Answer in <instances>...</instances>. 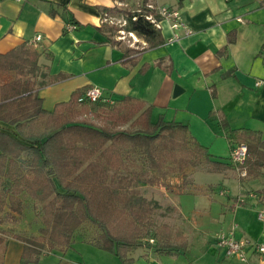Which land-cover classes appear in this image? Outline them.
<instances>
[{
    "label": "crops",
    "instance_id": "0c3cea01",
    "mask_svg": "<svg viewBox=\"0 0 264 264\" xmlns=\"http://www.w3.org/2000/svg\"><path fill=\"white\" fill-rule=\"evenodd\" d=\"M130 1L140 4V0ZM149 3L157 9L169 7L177 12L191 34L174 30L180 40L170 41L171 24L163 21L165 42L161 45L151 46L136 34L134 39L133 32L132 40L118 36L112 28L113 20L120 16L126 20L125 15L102 8L127 10L128 0H0V54L27 43L41 54L36 76L43 85H38L37 91L47 111L69 101L78 89L98 86L110 101L131 98L143 102L145 109L152 106L153 122L163 116L166 121L188 126L192 137L213 158L230 156L233 130L250 129L264 134V85L256 86L257 81H264V0ZM103 25V31L97 29ZM233 30L237 32L236 42L229 45L226 55L220 54ZM38 35L42 39L31 44ZM145 64L149 68L142 71ZM171 64L172 70L168 71ZM176 87L180 88L177 94ZM214 90L216 97L212 96ZM0 126L6 128L4 123ZM250 185L261 191L264 180L253 179ZM247 188L240 187L239 194ZM178 196H190L195 201L197 198L194 191L175 197ZM246 198L239 203L227 200L224 215H218V219L227 224L226 230L235 228L237 237L247 235L264 243V220L257 216L264 205L255 198ZM179 204L186 207L184 201ZM241 207L253 208L256 215L241 217ZM189 216H195V222L199 219L196 214ZM186 218L182 222H190ZM195 235L196 240L189 242L184 253L161 255L153 249L139 248L131 253L132 264H264V254L251 250L248 261L242 262L218 252L211 238L199 244ZM5 242L4 264H123L115 255L80 236L69 248L44 251L38 263H22V240L8 236Z\"/></svg>",
    "mask_w": 264,
    "mask_h": 264
},
{
    "label": "trees",
    "instance_id": "16d2710c",
    "mask_svg": "<svg viewBox=\"0 0 264 264\" xmlns=\"http://www.w3.org/2000/svg\"><path fill=\"white\" fill-rule=\"evenodd\" d=\"M102 10L124 14L126 29L151 46L165 42L161 30L148 18L162 20L149 7V0H142L137 11ZM104 26L97 29L103 31ZM236 40L233 30L219 53L226 55ZM40 56L28 43L0 54V123L6 125L0 126V177L12 189L5 197L0 188V211L8 207L11 212L6 214V222H16L26 208L21 194L42 205L38 212L41 234L17 237L25 242L22 263H38L44 251L69 248L78 236L123 264H132L131 253L139 248L161 255L187 251L186 242L172 243L182 240V233L174 235L168 225L156 228L153 215L159 203L136 189L138 184L153 181L146 173L141 180L129 168L130 153H141L155 170L171 163L172 172H177L205 162L213 173L239 167L249 176L264 175V134L259 131H231V151L237 144L248 147L247 159L238 164L231 156L213 158L182 123L166 121L163 116L153 122V107L145 109L143 102L131 98L89 102L82 100L87 88L78 89L69 101L58 103L53 111L45 110L37 91L43 83L34 76ZM28 66L32 74L25 77L22 73ZM148 68L145 64L141 70ZM212 96L216 97L215 90ZM87 223L96 228L91 239L78 233Z\"/></svg>",
    "mask_w": 264,
    "mask_h": 264
},
{
    "label": "rangeland",
    "instance_id": "374dc122",
    "mask_svg": "<svg viewBox=\"0 0 264 264\" xmlns=\"http://www.w3.org/2000/svg\"><path fill=\"white\" fill-rule=\"evenodd\" d=\"M128 4L129 7L127 8V11H137L138 8L142 7V0H140V4H135L128 0ZM155 10L158 12L156 7ZM123 17L120 16V19L117 18L113 20V25H115L117 29V35L125 37L126 40L135 39L136 36L134 34L136 33H132L133 38L130 36V31L126 29L128 23L123 19ZM175 21H180V18H172L170 23ZM159 29L162 32L163 28ZM173 35L170 37V41L174 40ZM22 74L25 77H30L32 74L30 67H26ZM34 76L37 78L36 71ZM130 157H132V159L129 157L128 159L131 160L130 162L132 164L129 165V168L137 172L141 180L144 179L142 175L146 173V177L153 181L152 184H138L136 189L142 196L159 203L160 207L155 210L153 215L156 228H160L162 225H168L174 235L177 232L182 233L184 238L182 240L174 239L172 243L173 245L178 246L186 242L188 245L187 251L190 243L192 242L191 240H196L195 234L197 233V237L200 241L199 244L211 238L216 250L223 253V251L219 250L217 246L218 237L222 234L235 230V228L230 231L226 230L227 224L218 219V215H224V204L227 200H235L239 203L241 200L247 201L246 197H251L255 198L257 201L263 203L262 205H264V193L262 192L264 189L259 191L260 189L251 188L250 185L253 179L264 180L263 174L259 176H249L247 174L245 176L239 167H232L226 171H222L221 173H213L210 172L209 166L206 165L205 162L187 167L184 170L177 172H172L173 164L171 163L165 165L161 170H155L149 167L148 162L141 153H130ZM220 157L227 158L226 156L221 155ZM195 179L198 180V183L197 181L195 182ZM246 186H248L247 191L239 194V188H246ZM0 188L2 189L5 197H8L12 192V189L7 187L5 179L2 177H0ZM189 191H194L197 194L196 201L190 196L175 197L177 195L189 194ZM232 195L235 197H232ZM19 198H22V201L25 203L26 208L24 212H26H23V214L18 217L19 219L16 222H6V214L11 212L8 207H5L3 211H0V262L3 258L6 245L5 241L8 236L38 237L41 234L40 228L42 225L40 222V214L38 215L37 210L40 211L42 205L30 200L25 194L19 195ZM179 201H184L186 203V207H184V209L182 208V205L179 204ZM169 208L170 210H168ZM251 209L252 210L242 208L240 216L251 217L256 215L253 208ZM263 209L264 206H261L257 212V216L260 220H264L260 218V213ZM190 214L199 215V219L195 222L196 217H191L189 216ZM186 215L187 218L184 217ZM213 215H216V218H214ZM188 216L191 218V221L188 219ZM185 218L190 222H182ZM238 219L240 220L239 216ZM255 220L256 219L253 221ZM242 225L243 223H241V226ZM29 231L32 232L29 233ZM94 231H96V228L90 223H87L78 231V233L85 238L88 237L91 239L96 235ZM245 237L248 236L246 235ZM250 239L255 241L254 238L250 237ZM176 253L181 254L184 252L177 251ZM176 253L174 252V254Z\"/></svg>",
    "mask_w": 264,
    "mask_h": 264
},
{
    "label": "built area",
    "instance_id": "2783aa9c",
    "mask_svg": "<svg viewBox=\"0 0 264 264\" xmlns=\"http://www.w3.org/2000/svg\"><path fill=\"white\" fill-rule=\"evenodd\" d=\"M149 7L155 9V7L149 3ZM158 14L162 17L161 21H157L152 16L148 17L152 22L156 24L158 28H163V21H168L170 23L172 18H178L179 14L175 11H172L169 7H162L158 9ZM173 34L174 30H185L186 35H190L191 31L187 28L186 24L180 20L170 23ZM75 27V26H73ZM173 38L175 41H179V35L174 34ZM42 37L40 35L36 36L35 39L31 42V44L35 45L38 43ZM264 85V81H257L256 86ZM82 100H86L89 102H99L106 101L112 102L106 98L104 95V91L98 86L88 87L85 94L82 97ZM248 156V147L246 144H237L233 147L231 151V157L235 163L243 164ZM245 176L247 175L246 171L242 172ZM260 218L264 219V209L260 213ZM217 246L220 250H222L225 255L229 258H237L242 262H247L249 259V253L251 250L257 253L264 254V244H260L257 241H253L248 237L242 236L237 237L235 231H231L229 233L222 234L217 239Z\"/></svg>",
    "mask_w": 264,
    "mask_h": 264
},
{
    "label": "water",
    "instance_id": "95a60500",
    "mask_svg": "<svg viewBox=\"0 0 264 264\" xmlns=\"http://www.w3.org/2000/svg\"><path fill=\"white\" fill-rule=\"evenodd\" d=\"M180 91V88L176 87L175 94H177Z\"/></svg>",
    "mask_w": 264,
    "mask_h": 264
}]
</instances>
